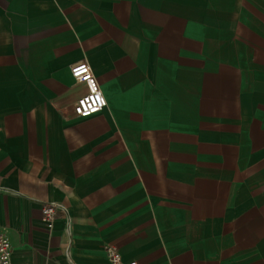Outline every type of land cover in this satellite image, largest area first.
<instances>
[{
	"label": "crops",
	"instance_id": "0c3cea01",
	"mask_svg": "<svg viewBox=\"0 0 264 264\" xmlns=\"http://www.w3.org/2000/svg\"><path fill=\"white\" fill-rule=\"evenodd\" d=\"M0 231L11 264H264V0H0Z\"/></svg>",
	"mask_w": 264,
	"mask_h": 264
},
{
	"label": "built area",
	"instance_id": "2783aa9c",
	"mask_svg": "<svg viewBox=\"0 0 264 264\" xmlns=\"http://www.w3.org/2000/svg\"><path fill=\"white\" fill-rule=\"evenodd\" d=\"M72 78L85 84L87 93L79 98L74 106V114L80 119L90 118L100 113L107 107V101L104 98L99 84L91 72L87 63H79L71 68ZM60 206L53 203H44L41 207V223L47 229L51 230L57 219ZM11 239L9 235L0 231V264H11ZM106 264H138L137 262H123L122 257L115 247L105 248Z\"/></svg>",
	"mask_w": 264,
	"mask_h": 264
}]
</instances>
